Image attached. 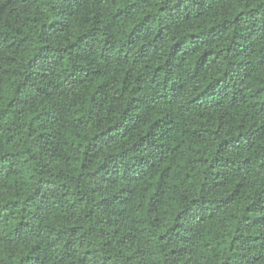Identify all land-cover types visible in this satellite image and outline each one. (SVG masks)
I'll return each instance as SVG.
<instances>
[{"label": "trees", "instance_id": "1", "mask_svg": "<svg viewBox=\"0 0 264 264\" xmlns=\"http://www.w3.org/2000/svg\"><path fill=\"white\" fill-rule=\"evenodd\" d=\"M0 264H264V0H0Z\"/></svg>", "mask_w": 264, "mask_h": 264}]
</instances>
